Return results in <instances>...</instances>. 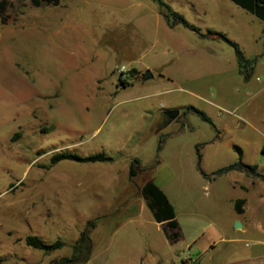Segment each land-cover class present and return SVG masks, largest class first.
Instances as JSON below:
<instances>
[{"label":"rangeland","instance_id":"rangeland-1","mask_svg":"<svg viewBox=\"0 0 264 264\" xmlns=\"http://www.w3.org/2000/svg\"><path fill=\"white\" fill-rule=\"evenodd\" d=\"M0 1V264L71 256L89 220V250L74 253L86 258L69 264H259L230 243L245 236L233 230L244 189L211 173L238 161L237 147L264 173V21L231 0H164L254 59L246 79L231 45L168 27L156 0ZM123 67L136 70L125 87ZM58 151L114 160L49 166ZM149 180L174 206L177 242L137 189ZM27 235L64 245L45 253Z\"/></svg>","mask_w":264,"mask_h":264},{"label":"trees","instance_id":"trees-1","mask_svg":"<svg viewBox=\"0 0 264 264\" xmlns=\"http://www.w3.org/2000/svg\"><path fill=\"white\" fill-rule=\"evenodd\" d=\"M59 1L60 0H31L32 4L35 6L41 5L42 3L58 5ZM156 1L159 6V12L162 15L168 27L173 28L176 25L180 24L184 28L195 32L201 38L223 39L234 48L238 67L240 71L244 74V77L247 79L252 74V66H250V70L248 71H246L245 68L249 65H252L254 59L245 58V56L238 48L235 42L228 39L224 34L213 31L211 29L206 30V32H202L199 27L189 23L182 14L172 9V7L164 0H156ZM231 1L236 5H238L239 7L246 10L247 12L253 14L258 19L264 21V0H231ZM4 10H5V4L3 1H0L1 16L4 14ZM2 19L5 20L3 16ZM128 72L130 74H133L136 72V70L134 68H131L127 71V73ZM119 78L123 87L128 85V82L126 81V75L125 77L120 76ZM197 112L201 115L203 119L210 121V119L204 113L200 111ZM237 150L241 157V150L240 149ZM61 160H73L76 162H108V161H112L113 157L104 152H98L86 156H80L73 152L58 151L51 155L49 166L54 165ZM137 162L138 160L134 159L130 164V169H129L130 177H133L136 174V168L134 167V163ZM230 170L244 171L253 178H258L264 181V173L259 170L258 165L246 164L241 161V158H239V160L234 163H231L226 166H222L214 170L211 173V178H215L216 176L222 175ZM201 173L205 176L207 175L203 171H201ZM140 194L144 198L149 210L151 211L154 221L162 226L167 239L172 243L177 242L181 237L180 227L176 219L174 207L169 201L164 191L153 181L149 180L146 181L140 188ZM243 204H244L243 198H239L235 200L234 210L236 211V213L241 214L243 212V208H242ZM94 226H95V220H89L87 222L86 228L83 231H81L79 239L76 241V243L73 246V254L71 256L61 257L57 260L51 261L49 264H69L78 260L85 259L86 257L78 258L76 255H74V253L77 250V247L81 245L85 247L87 250H89L88 228ZM24 242L26 245L31 246L33 248L41 249L45 253H50L56 249L61 248L64 245V242L60 239H57L52 243H46L37 235H27L24 238Z\"/></svg>","mask_w":264,"mask_h":264},{"label":"crops","instance_id":"crops-1","mask_svg":"<svg viewBox=\"0 0 264 264\" xmlns=\"http://www.w3.org/2000/svg\"><path fill=\"white\" fill-rule=\"evenodd\" d=\"M263 90H264V86L261 88L260 91H263ZM254 129H256V127H254ZM236 149H240V148L237 147ZM262 150L264 151V148L260 147V151ZM241 156H242V150H241ZM133 160L130 161V164ZM108 162H111V161H108ZM80 163H85V162H80ZM101 163H104V162H101ZM130 164H129V169H130ZM263 164H264V161H263ZM134 167L136 168V174H137V171L140 170L139 161L137 163H134ZM129 169H128V174H129ZM259 170L263 172L260 168ZM223 175L230 176L233 180V183L239 184V186L244 189V195L242 197H239V198L244 199V204L242 206L243 212L241 214L237 213L238 217L236 218V221H235V223L239 221L241 223V227L235 228L233 225V230L241 231V233H243L245 236L242 237V239L230 241V243L241 242L242 247L245 249V251H247L250 258L252 257L255 260L258 259L260 261L259 264H264V255H262V252H261V247L264 246V239H263L264 238L263 237L264 236V181L258 178H253L252 176L248 175L246 172L239 171V170H230L222 174L221 176ZM236 179L238 181H236ZM141 187L142 185L137 188L139 192H140ZM233 207H234V203H233ZM250 229L257 232L256 237L247 236L248 230ZM210 242L211 244L209 245L208 250L214 249L216 246L215 241H210ZM256 250H259V251L256 252Z\"/></svg>","mask_w":264,"mask_h":264},{"label":"water","instance_id":"water-1","mask_svg":"<svg viewBox=\"0 0 264 264\" xmlns=\"http://www.w3.org/2000/svg\"><path fill=\"white\" fill-rule=\"evenodd\" d=\"M152 77H153V74L151 73L150 70H146V71L143 73V75H142V78H143L144 80L149 79V78H152ZM177 115H178V110H176V109H171V110H167V111H165V116H166L167 121H170V120L176 118ZM234 227H235V228H239V227H241V223H240L239 221H237V222L234 224Z\"/></svg>","mask_w":264,"mask_h":264},{"label":"built area","instance_id":"built-area-1","mask_svg":"<svg viewBox=\"0 0 264 264\" xmlns=\"http://www.w3.org/2000/svg\"><path fill=\"white\" fill-rule=\"evenodd\" d=\"M127 71H128V70H126L124 67L121 68V69L119 70V72H120L121 74H125V75H126ZM190 264H194L193 261H190Z\"/></svg>","mask_w":264,"mask_h":264}]
</instances>
